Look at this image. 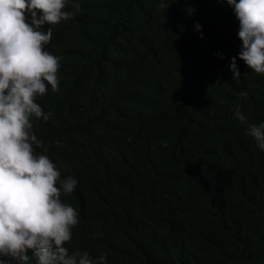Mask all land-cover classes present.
<instances>
[{"label": "trees", "instance_id": "16d2710c", "mask_svg": "<svg viewBox=\"0 0 264 264\" xmlns=\"http://www.w3.org/2000/svg\"><path fill=\"white\" fill-rule=\"evenodd\" d=\"M64 10L75 15L45 46L60 57L59 90L37 99L48 120L31 122L35 152L78 181L61 197L79 214L70 252L104 264H264V151L235 116L239 105L264 122V75L239 59L238 37L222 40L227 13L212 0Z\"/></svg>", "mask_w": 264, "mask_h": 264}, {"label": "clouds", "instance_id": "9594fccd", "mask_svg": "<svg viewBox=\"0 0 264 264\" xmlns=\"http://www.w3.org/2000/svg\"><path fill=\"white\" fill-rule=\"evenodd\" d=\"M227 13L230 37L242 42L239 59L254 73L264 75V0H212ZM66 0H0V264H104L87 251H71L72 229L78 209L61 197L76 194L78 181L61 178L56 163L34 145L42 142L32 132L31 118L47 121L37 99L49 87L59 90L60 57L45 50L53 28L75 13L65 11ZM204 31L205 25L196 26ZM200 50L209 52L210 39L199 34ZM239 82L236 57L229 65ZM247 98V92L240 93ZM236 119L247 125V135L264 151V122L248 123L239 105ZM69 242V243H68Z\"/></svg>", "mask_w": 264, "mask_h": 264}, {"label": "rangeland", "instance_id": "374dc122", "mask_svg": "<svg viewBox=\"0 0 264 264\" xmlns=\"http://www.w3.org/2000/svg\"><path fill=\"white\" fill-rule=\"evenodd\" d=\"M230 41H234V40H230ZM59 171H60V173H61V178L62 179H65V178H67V177H73V176H71V175H65V174H63L62 173V171L59 169V168H57ZM74 178V177H73ZM74 229H72V236H73V233H74Z\"/></svg>", "mask_w": 264, "mask_h": 264}, {"label": "bare ground", "instance_id": "6f19581e", "mask_svg": "<svg viewBox=\"0 0 264 264\" xmlns=\"http://www.w3.org/2000/svg\"><path fill=\"white\" fill-rule=\"evenodd\" d=\"M69 116V115H68Z\"/></svg>", "mask_w": 264, "mask_h": 264}]
</instances>
